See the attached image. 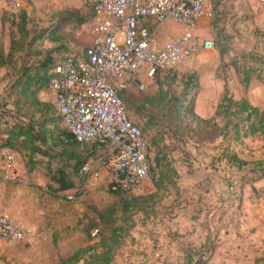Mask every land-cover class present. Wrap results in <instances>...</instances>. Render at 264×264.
I'll use <instances>...</instances> for the list:
<instances>
[{
	"label": "rangeland",
	"instance_id": "rangeland-1",
	"mask_svg": "<svg viewBox=\"0 0 264 264\" xmlns=\"http://www.w3.org/2000/svg\"><path fill=\"white\" fill-rule=\"evenodd\" d=\"M1 1L7 8L0 10V19L5 11L11 13L25 9L28 17L26 27L29 31V38L32 40L34 36H41L27 47L28 52L37 50L45 54L51 50L52 58L55 60L72 48L85 43L87 37L81 33L77 19L84 17L88 22L91 14L81 0H19V9L9 8L5 0ZM220 1H208L213 8L214 15L212 18H205L202 21L201 30L199 23L195 27L189 28L200 39H212L214 41L212 50L203 51L181 63L168 77H164L166 73L159 75L147 83L143 90L138 89V82L133 77L123 78L122 81L125 84H119V93L124 102L126 113L142 128L147 144L149 145V140L152 137L161 135L163 141L160 145L164 146L167 158L172 159L177 172L176 177L174 175L175 184H162L158 189L155 187L153 175L156 176L160 169L155 167L154 161H152L153 152L149 149L151 171L148 179L118 195L111 191L114 180L108 174L103 173L101 180L94 181L83 175L80 169L79 175H71L75 188L70 191V194L73 196L72 201L81 204L85 210L84 215L79 216L80 224H83L84 229L86 226H91L90 231L93 228H98V234L108 231L109 225L100 223L95 211H102L109 206L113 207L115 211V223L120 225L122 223L120 201L124 197H150L146 204L148 213L173 207L172 209L191 211L194 218H198V209L207 211L210 208L202 201L204 190L216 198L219 197L220 202L224 205L232 203V206L236 207L239 203V197L244 187L240 186V179L242 176L250 177L247 169L253 165L249 162L246 168L237 171L236 168L230 167L224 162L222 159L223 150L229 146L228 150L236 151L239 156V153H244L248 149V146L254 147L255 142L234 143L216 137V131L210 125H197L190 117L187 119L183 116L184 108L175 109V104L184 99L185 106L189 105L188 102L192 103L195 114L210 118L223 93L225 84L234 98H238L244 91L235 71L236 65L248 67L254 64L250 61V55L258 54L263 59L258 65L261 68L264 67V4L259 0ZM179 30L173 24H165L159 32L158 41L161 43L166 41L165 39L176 35ZM48 34L61 36L62 41L52 43L48 39ZM9 39V21L3 24L0 22V47L4 48L5 52L9 47ZM26 55L27 52L25 57ZM39 59H42V56H33L29 62ZM189 76L194 77V82L192 85L186 86L185 81ZM10 80L9 70L0 68V105L4 103L6 86ZM254 94L264 104V94L257 89L254 90ZM52 110L54 111V107ZM151 116L156 118L157 125L146 129V123ZM54 117L56 124L48 123L46 128L49 134L57 137L64 128L55 111ZM68 149L74 150L80 155L91 150L95 151L94 155L97 154L94 145L75 143ZM51 150L54 156L55 153L61 151V147L51 148ZM13 153L19 173L25 179V158L16 152ZM36 159H38V165L33 172L36 176L45 177L44 188L50 193L52 192L50 185H54L51 177L60 162L57 157L36 156ZM163 171H166L165 168ZM12 185L17 197L25 199V187L19 186L17 183H12ZM45 190L43 191L46 192ZM226 195L227 197L224 198L223 196ZM142 217L145 218L144 215ZM149 217L146 216V219L149 220ZM80 224L78 244L87 245L98 239L99 236L92 237L90 231L89 235L80 231ZM89 239L91 241H88ZM11 245L12 243L0 240V264H23L20 259L22 257L25 259V253L20 249L14 250L15 256L11 258L13 252ZM6 251H8L7 255ZM190 252V257L193 259H156L155 264H193L199 253L197 250H190ZM210 256L211 250H207L203 256L205 264H209ZM58 260L55 259L54 264H58Z\"/></svg>",
	"mask_w": 264,
	"mask_h": 264
},
{
	"label": "built area",
	"instance_id": "built-area-1",
	"mask_svg": "<svg viewBox=\"0 0 264 264\" xmlns=\"http://www.w3.org/2000/svg\"><path fill=\"white\" fill-rule=\"evenodd\" d=\"M5 1L9 8H20L19 0ZM81 1L91 14L90 20L79 26L89 40L54 61L47 90L64 130L77 143L97 142L107 147L105 153L86 159L82 174L98 181L106 173L114 180L112 189L128 190L148 179L150 165L146 139L126 113L119 84L129 75L143 90L159 75L212 50V39H200L189 28L212 18L214 11L208 0ZM259 1L264 4V0ZM165 24L185 29L160 45L158 35ZM0 155L4 165L0 182L25 185L14 153L5 148ZM98 232L93 228L90 235L96 237ZM33 235L25 224L8 214L0 215L1 241L27 242Z\"/></svg>",
	"mask_w": 264,
	"mask_h": 264
},
{
	"label": "crops",
	"instance_id": "crops-1",
	"mask_svg": "<svg viewBox=\"0 0 264 264\" xmlns=\"http://www.w3.org/2000/svg\"><path fill=\"white\" fill-rule=\"evenodd\" d=\"M6 8L1 1L0 10ZM202 21L204 19L199 21V26ZM175 27L180 30L169 38L178 36L185 29L182 26ZM83 34L87 37L85 40L87 43L89 36ZM166 41L158 43L162 45ZM123 78L131 77L125 75ZM122 80L123 85L125 83ZM256 89L264 94L263 82L252 77L248 88L235 99L244 96L252 106L260 111L264 110L261 99L254 94ZM37 97L41 101L53 104V96L47 87L41 89ZM242 141L255 142L254 147L248 146L244 153H239V156L233 151L247 163L243 169L249 162L252 163L253 166L247 169L250 175L255 163H264V136L257 134ZM96 145L98 146L94 149H97V154L107 151L106 145L98 143ZM37 165L30 170L25 166L27 183L19 185L25 187V199L17 197L12 183L0 182V215H10L34 233L27 242L12 243L11 258L15 256L14 250L20 249L25 253V259L23 257L20 259L23 264H54L55 259L67 258L77 248L85 245L77 242L79 216H83L85 210L81 204L67 199L75 187L52 190L50 193L46 191L45 177L36 176L33 172ZM2 172L4 165L0 155V174ZM244 187L236 207L232 206V203L222 204L219 197L216 198L204 190L202 201L210 208L207 211L198 209V218H194L187 209L177 210L172 209L173 207L162 211L155 210L153 213H148L147 209L133 210L129 213L130 218L126 224L118 225L121 227L120 243L114 251L111 264H155L156 259H188L190 250H202L205 244L212 248L209 264H264V177L246 183ZM146 216H150V219H146ZM81 230L83 232V224H80ZM5 253L7 255L8 251Z\"/></svg>",
	"mask_w": 264,
	"mask_h": 264
},
{
	"label": "trees",
	"instance_id": "trees-1",
	"mask_svg": "<svg viewBox=\"0 0 264 264\" xmlns=\"http://www.w3.org/2000/svg\"><path fill=\"white\" fill-rule=\"evenodd\" d=\"M2 14L0 22L3 24L9 21L10 23V39L7 52L0 47V68L9 70L11 80L8 81L6 86L4 103L0 105V152L6 148L11 152L22 155L25 158V166L29 167V170L35 164H38L36 156L57 157L60 165L51 177L52 184L56 186L50 185V187L53 191L72 189L74 188V182L71 175H79L82 164L87 157L94 155V152L92 150L80 155L74 150L68 149L69 146L79 143L64 129L58 133L57 137L49 134L46 125L48 123L56 124V118L54 117L55 108L53 111V104L39 100L37 93L41 89L48 87L50 82L49 72L56 59L53 60L51 50L45 54L37 50L34 52L27 51V47L31 46L33 41L41 36H34L32 40L29 38V31L26 27L28 17L25 9H19L11 13L5 11ZM86 20L87 18L80 17L77 19V23L80 25ZM48 37L52 43L62 41L61 36H50L48 34ZM26 52L27 55L25 57ZM33 56H42V59L29 62V59ZM262 60L261 55H250V61L254 64L248 67L235 64V71L239 76V83L244 91L248 88L252 77L259 79L264 84V67L261 68L258 65ZM172 72L167 73L164 77L172 75ZM193 82L194 77L189 76L185 81V85L190 86ZM184 102V99H182L180 103H176L175 109L184 108L183 116L187 117V119L190 117L197 125H210L216 131V137L238 143L249 136L257 134L264 136V110L260 111L252 106L244 96L235 99L228 91L226 84L216 104L214 115L209 119L199 117L194 113L192 103L188 102L189 105L185 106ZM56 116L59 119L57 114ZM146 125V129L156 127V118L151 116ZM162 141L161 135L158 134L149 140V145L147 144V159L150 171L151 157L148 149L153 152V160H151L154 161L155 167L160 169L159 173L156 174L157 177L153 175L154 185L157 189L162 184L174 185V175L175 177L177 175L172 159L167 158L164 146L160 145ZM96 144L97 142L85 145H94L95 148L98 146ZM60 147L61 151L53 156L51 148ZM228 147L223 150L222 159L230 167L232 166L236 170H243L247 163L239 158L235 152L228 150ZM164 168L166 171H163ZM249 176H242L240 179L241 187L246 183L264 177V163H255ZM111 191L118 195L126 190L117 188ZM149 199L150 197L145 198L142 196L122 198L120 201L121 222L126 224L127 219L130 218L129 213L133 210H145ZM114 212L113 207L110 206L102 211H95L99 222L103 225H109L107 227L108 231L99 233L97 240L77 248L69 257L59 258L58 263L111 264L114 251L120 243L121 231V227L115 223L116 216ZM90 228L91 226H86L85 229L83 227V231L89 235ZM88 241H91V239ZM211 249L208 244H205L204 249L197 251L199 254L193 264H205L206 261L203 256L207 250ZM190 256L191 254H189L188 259H193Z\"/></svg>",
	"mask_w": 264,
	"mask_h": 264
},
{
	"label": "water",
	"instance_id": "water-1",
	"mask_svg": "<svg viewBox=\"0 0 264 264\" xmlns=\"http://www.w3.org/2000/svg\"><path fill=\"white\" fill-rule=\"evenodd\" d=\"M123 175H121V177H122Z\"/></svg>",
	"mask_w": 264,
	"mask_h": 264
}]
</instances>
